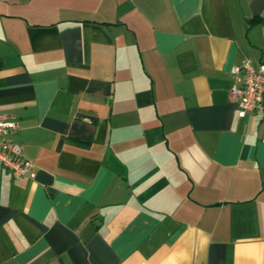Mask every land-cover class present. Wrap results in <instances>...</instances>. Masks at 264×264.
<instances>
[{
    "label": "crops",
    "instance_id": "1",
    "mask_svg": "<svg viewBox=\"0 0 264 264\" xmlns=\"http://www.w3.org/2000/svg\"><path fill=\"white\" fill-rule=\"evenodd\" d=\"M254 21L251 19L256 18ZM264 0H0V264H264Z\"/></svg>",
    "mask_w": 264,
    "mask_h": 264
},
{
    "label": "built area",
    "instance_id": "2",
    "mask_svg": "<svg viewBox=\"0 0 264 264\" xmlns=\"http://www.w3.org/2000/svg\"><path fill=\"white\" fill-rule=\"evenodd\" d=\"M233 82L231 98L238 106L239 118L260 114L264 117V62L257 66L250 59L231 69ZM17 122L0 112V171L9 170L16 177L29 175L34 164L23 156L21 145L10 137L18 128Z\"/></svg>",
    "mask_w": 264,
    "mask_h": 264
},
{
    "label": "trees",
    "instance_id": "3",
    "mask_svg": "<svg viewBox=\"0 0 264 264\" xmlns=\"http://www.w3.org/2000/svg\"><path fill=\"white\" fill-rule=\"evenodd\" d=\"M255 19H257V17H256V18H253V19H251V21H254Z\"/></svg>",
    "mask_w": 264,
    "mask_h": 264
}]
</instances>
